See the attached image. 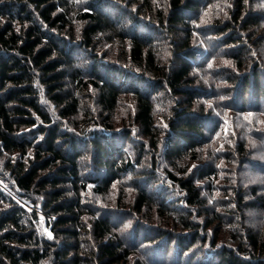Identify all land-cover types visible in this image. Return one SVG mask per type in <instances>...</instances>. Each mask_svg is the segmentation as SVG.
<instances>
[{
  "label": "trees",
  "instance_id": "trees-1",
  "mask_svg": "<svg viewBox=\"0 0 264 264\" xmlns=\"http://www.w3.org/2000/svg\"><path fill=\"white\" fill-rule=\"evenodd\" d=\"M216 1L0 0V180L15 186L34 217L42 208L52 234L33 241L35 228L21 223L19 205L0 191V264H264L262 235L242 220L245 235L236 233L235 245L208 237L214 219L197 221L204 209L193 212L203 202L192 175L163 168L189 208L172 218L165 193L151 199L137 184L129 186L136 195L126 215L105 200L119 173L140 170L145 142L171 167L195 156L216 128L206 122L215 105L204 102L216 90L240 110L248 94L254 109L264 104V36L253 29L263 28L262 16L245 11V0H231L228 16H220ZM101 40L123 49L115 58L108 56L115 48L98 53ZM216 82L230 86L218 90ZM159 94L171 100L160 130L153 115ZM124 95L132 105L123 103L126 114L118 115ZM82 97L101 111L80 107ZM87 115L95 125L83 136ZM133 136L149 140L135 146V157L126 151ZM238 150L244 154V143ZM151 172L152 165L141 181ZM131 213L134 223L125 227Z\"/></svg>",
  "mask_w": 264,
  "mask_h": 264
},
{
  "label": "rangeland",
  "instance_id": "rangeland-1",
  "mask_svg": "<svg viewBox=\"0 0 264 264\" xmlns=\"http://www.w3.org/2000/svg\"><path fill=\"white\" fill-rule=\"evenodd\" d=\"M213 1L215 2V0ZM231 3V0H217L214 4V10L220 12V16H228L226 7L232 6ZM246 6L245 11L252 10V12L261 14L262 18L260 19L264 25V0H247ZM210 14L211 10L206 11V18L202 21L207 22L206 20H209L208 16ZM253 29L257 33L261 31V34L264 36V26L263 28ZM244 31L247 32V30ZM209 39L211 42L213 37H209ZM118 42L113 41L111 43L101 40L97 43L96 49L98 53L106 51L110 54V49L115 48L113 53L108 55L111 58H115L113 55H115L116 50L120 53L123 49L119 46ZM217 60L224 64H229L230 62L225 58ZM216 83V85H219L218 90L228 89V86H230H226L227 84L220 82ZM216 92L217 90L214 93V97L204 100V102L207 101V103H214L215 105L214 107L211 106L215 118L211 117L206 122H209L208 125L211 129L214 126L216 128L212 131L207 130V140L196 148L195 156H192V153H190L179 159L172 160L175 166L171 167L169 161L163 159L157 147H153L146 136H133L132 140L134 141L128 140L126 142V151L131 156H136L135 149L137 147L135 148V146H138L140 141L149 142H145L146 152L140 160V170L137 169L135 172L133 171L134 173L131 171L119 173L120 178L113 184L109 196L105 197V200H110L112 204L109 206L118 205L115 210L116 213H119L121 216L126 215L124 211H131V203L129 202L132 196L136 195L134 187H129L133 183L147 188L148 191L150 190L152 193L151 199L156 196L164 197L162 193H165V198L170 203L169 208H167L170 218L177 216L182 210L183 212L181 213H186V209L189 208H186V204L181 200V192L177 186L172 185L164 176L163 168L172 169L178 175H192L195 183L198 185L203 206L202 208L192 209L195 215H198V212L204 209V213L201 216H196L197 221L202 222V224L205 221L204 217L214 219L212 225L206 229L208 237H215L220 244L233 245L234 235L237 236L236 233L240 234L242 238L245 235V232L241 234V226L238 225V222L242 220L241 223L244 224V228L249 227L253 232L260 233L264 242V104L261 108L254 109V101L251 102V96L248 94L246 98L247 101H250L246 102L247 106L245 109L242 108L240 110L238 109V101H233V99L224 95H218V92ZM232 93L233 91L231 95ZM158 96L159 99L154 103L153 115L154 125L160 130L161 126L166 125L164 115L170 112L169 105L171 100L164 99L163 94H159ZM120 101L122 104L131 102L132 105V99L129 95L122 96ZM92 103L95 102L90 98L82 97L80 99V107L88 106L91 108V112L97 114L101 109L96 106L93 107ZM124 104L117 108L116 113L118 115L126 114L127 106ZM227 104H230L229 108H226ZM206 106L209 107L208 105ZM82 111L83 109H81ZM83 119L82 135H90L95 123H93L90 115L85 116ZM161 135L163 133H160L159 137ZM240 143H244V154H241L238 150ZM158 145H160V142ZM151 165L153 177L151 179L148 178L149 181H141L139 176L142 173L145 174V171L149 170ZM193 165H196V167L193 168ZM131 178L133 180L128 182ZM156 179H159L158 183L154 181ZM8 183L4 184L0 180V191L7 199L19 205L18 218L21 223L32 225L35 228L31 239L36 241L39 235L49 237V233L51 232L46 226L49 219L45 217L46 213L42 211L40 206H37V217H34L30 212L32 208L15 195L13 192L15 191V186H11L10 182ZM89 198L91 199L90 202L95 201L96 204L100 202L99 199H102L101 197H95L97 199H94V197L88 196L87 199ZM117 198L122 199L120 204L114 202V199ZM239 202L243 204L240 206ZM123 207L125 208L122 209ZM206 209L210 214L206 212ZM190 211L192 212L191 209ZM205 214L208 216H205ZM135 215L131 213L127 216L124 222L125 225L127 224V227L131 226V223H134ZM169 225L174 224L169 223ZM174 227L172 226L170 229ZM187 258L190 259V255Z\"/></svg>",
  "mask_w": 264,
  "mask_h": 264
},
{
  "label": "snow or ice",
  "instance_id": "snow-or-ice-1",
  "mask_svg": "<svg viewBox=\"0 0 264 264\" xmlns=\"http://www.w3.org/2000/svg\"><path fill=\"white\" fill-rule=\"evenodd\" d=\"M245 2L247 3V0H245ZM221 99H223V97H221ZM249 115H251V113H249ZM192 167L195 168L196 165H193ZM189 171H191V169H189ZM5 207H7V206H5ZM125 227H127V225H125ZM49 238H51V233H49Z\"/></svg>",
  "mask_w": 264,
  "mask_h": 264
}]
</instances>
